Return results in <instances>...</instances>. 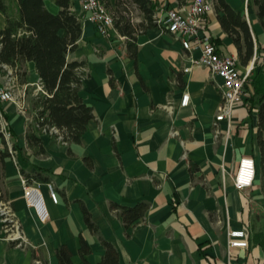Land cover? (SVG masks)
Segmentation results:
<instances>
[{
	"label": "crops",
	"instance_id": "crops-1",
	"mask_svg": "<svg viewBox=\"0 0 264 264\" xmlns=\"http://www.w3.org/2000/svg\"><path fill=\"white\" fill-rule=\"evenodd\" d=\"M55 12V0H44ZM213 9L206 15L207 30L223 54L238 59L242 73L253 75V66L264 57V17L254 0H225L241 13L254 43L252 57L241 62L232 37ZM154 13L162 6L180 8L187 0H153ZM81 33L67 60H83L79 95L92 107L93 118L79 142H62L50 133L40 134L42 149L27 142L28 125L35 111L31 97L41 90L33 61L25 64L22 106L16 100L0 103L11 130L15 163L11 155L0 164V186L11 203L26 237L14 245L0 231V264H58L55 250L64 244L72 264H84L79 235L90 248L85 258L97 264L105 252L100 237L118 253V264H264V246L253 234L264 231V163L258 143V108L240 102L230 119L215 120L221 103L218 77L204 66L187 72L188 55L180 41L158 25L136 30L135 55L126 36L114 26L101 35L81 13ZM105 5V3H104ZM114 14L116 0H107ZM135 12L136 16H133ZM153 13V14H154ZM131 21H144L131 6ZM5 19L0 12V26ZM255 69H259V65ZM25 85V86H24ZM246 88L251 93L253 86ZM188 93L186 105H180ZM0 146L3 144L0 141ZM252 157L256 172L251 186L238 189L233 182L238 160ZM195 165V170L190 166ZM19 168L30 182H40L49 217L39 221L22 195ZM53 184L58 200L48 197L46 182ZM148 203L143 216L125 227L112 203ZM83 204L97 227L86 225ZM244 228L246 247L227 243L230 229Z\"/></svg>",
	"mask_w": 264,
	"mask_h": 264
},
{
	"label": "trees",
	"instance_id": "trees-1",
	"mask_svg": "<svg viewBox=\"0 0 264 264\" xmlns=\"http://www.w3.org/2000/svg\"><path fill=\"white\" fill-rule=\"evenodd\" d=\"M105 5L107 0H101ZM258 6L257 14L262 21L264 17V0H254ZM58 10L50 11L44 0H0V12L5 23L0 26V72L5 73L3 65L12 67L19 83H24L27 61H33L39 75L42 90L31 97V105L35 111L33 123L28 125L27 142L42 149L40 134L42 128L54 126L60 134L62 142H79L93 118L92 107L79 95V85L86 75L83 60H67L66 55L76 47V40L81 33L78 11L72 9V0H55ZM131 6L143 13L144 21L133 24ZM214 7L222 28L233 39L241 62L246 63L253 55L254 43L249 26L241 13L234 10L225 0H214ZM153 0H116L113 26L127 39V49L131 56L135 55V32L147 26H155L153 18ZM214 42V37L211 36ZM259 65V69H255ZM250 83L253 91L247 90L243 99L249 110L258 108V143L261 161L264 163V57L255 60ZM248 89V88H247ZM3 118L10 130L5 112ZM11 131V130H10ZM46 133H49L48 131ZM57 138V133H50ZM0 164L10 156L6 143L0 133ZM13 149H17L14 145ZM195 170V165L190 166ZM20 173L27 182L30 177L23 169ZM0 192L2 188L0 186ZM121 215L125 227L143 216L148 207L145 201L134 205L112 203ZM83 219L87 227L97 233V227L90 218L87 208L81 204ZM254 241L264 246V231L253 234ZM105 248L104 255L97 264H118V253L114 246L103 238H99ZM79 254L84 264H89L85 255L90 248L79 235ZM14 244V243H13ZM58 264H72L70 251L64 244L55 250Z\"/></svg>",
	"mask_w": 264,
	"mask_h": 264
},
{
	"label": "built area",
	"instance_id": "built-area-1",
	"mask_svg": "<svg viewBox=\"0 0 264 264\" xmlns=\"http://www.w3.org/2000/svg\"><path fill=\"white\" fill-rule=\"evenodd\" d=\"M80 11L91 21L101 35H106L107 28L113 26L114 16L106 8L101 0H77ZM213 9L211 0H187V4L180 8L162 6L160 13H154L153 18L157 25L162 29L173 34L184 50L197 51L198 55H188L189 64L183 67L187 72L192 66L207 67L213 76L218 77L216 86L221 96L218 113L215 120L230 119L233 106L243 101L247 95V84L250 83L251 71L242 73L239 68L238 59L234 55L220 53L216 45L211 41V36L207 30L206 15ZM6 69L4 76L6 81L0 82V103L16 100L22 106L25 97L24 89L18 92L14 89L17 83V76L12 67L3 65ZM84 69V68H83ZM25 86V85H24ZM42 90V89H41ZM38 90L34 91L36 94ZM189 100L188 93H183L180 105H186ZM49 133H57L58 129L50 126ZM0 133L4 139L12 160L15 163L13 144L11 142V131L3 118L0 107ZM256 165L252 157H241L238 160L233 182L236 188L243 189L253 183ZM22 195L28 207H30L39 221H46L49 211L45 196L40 189V182H27L22 177ZM49 199L56 203L57 193L51 182L46 183ZM0 231L14 245H23L26 237L22 231L19 220L17 219L11 203L0 192ZM246 229H230L227 232V243L231 247H246L248 242Z\"/></svg>",
	"mask_w": 264,
	"mask_h": 264
},
{
	"label": "rangeland",
	"instance_id": "rangeland-1",
	"mask_svg": "<svg viewBox=\"0 0 264 264\" xmlns=\"http://www.w3.org/2000/svg\"><path fill=\"white\" fill-rule=\"evenodd\" d=\"M133 16H136L135 15V12H133ZM6 81V77L4 76V73L0 72V82L3 83ZM18 81V80H17ZM34 95V94H33ZM2 147V146H1Z\"/></svg>",
	"mask_w": 264,
	"mask_h": 264
}]
</instances>
